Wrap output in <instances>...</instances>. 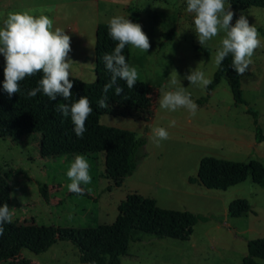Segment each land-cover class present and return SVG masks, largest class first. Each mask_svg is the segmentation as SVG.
<instances>
[{"label": "rangeland", "instance_id": "1", "mask_svg": "<svg viewBox=\"0 0 264 264\" xmlns=\"http://www.w3.org/2000/svg\"><path fill=\"white\" fill-rule=\"evenodd\" d=\"M186 7V0H0V24L9 12L28 10L33 15H48L54 28L64 29L71 37V77L89 84L96 81L98 25L108 24L116 15L130 18L136 11L151 47L142 52L130 46V65L137 68L138 81L155 89L149 122L112 115L100 118L102 125L131 131L145 139L146 145L140 152L137 170L120 188L103 177L104 153L81 154L90 164L92 177L90 184L81 187L92 199L67 189L70 181L66 171L77 154L42 158L39 134L0 138V170L14 172L10 179L12 222L57 228L110 225L118 216L120 203L136 193L155 199L161 208L189 211L208 220L200 221L187 241L133 231L129 254L121 258V264H243L248 242L264 238V187L249 176L226 191L210 190L198 182L192 183L190 178H198L200 163L206 157L245 163L258 160L264 164V143L256 140L254 119L248 114L249 108L259 113L258 121L264 131V48L255 51L253 63L241 76L248 106L235 105L226 76L209 95L207 87L219 68L215 55L224 34L202 47L194 32L193 15ZM230 7L235 13L232 24L241 14L245 15L264 41V9ZM198 65L211 80L206 88L190 85L185 79L189 70ZM2 66L5 60L0 54ZM170 75L180 80L178 86L197 103L195 117L185 109L170 112L160 108V90L168 84ZM201 100H205L203 105L199 104ZM172 120L176 121L174 127L169 126ZM157 126L169 133V139L161 141L160 147L150 139L152 128ZM43 187H47L48 201L42 195ZM236 200L248 201L252 210L230 217L229 207ZM20 260L33 264H81V254L74 243L59 240L42 254L24 249ZM258 264H264V260H258Z\"/></svg>", "mask_w": 264, "mask_h": 264}, {"label": "trees", "instance_id": "2", "mask_svg": "<svg viewBox=\"0 0 264 264\" xmlns=\"http://www.w3.org/2000/svg\"><path fill=\"white\" fill-rule=\"evenodd\" d=\"M233 7L264 9V0H225ZM132 11V9L130 10ZM140 23V15L133 11L129 18ZM174 35V32L172 33ZM116 46L108 34V24H99L96 30V81L85 83L76 77L73 82L72 99L64 101L58 97L51 101L42 92L36 97H28L27 92L38 86L42 73L27 77L20 82L19 93L8 95L3 89L4 67H0V138H21L27 135H41L39 151L44 159L58 158L74 154H105L106 170L104 178L117 188L123 186L126 178L131 177L138 168L142 156L141 150L146 140L137 137L131 131L104 126L100 123L103 115L129 118L149 122L153 117L155 89L138 81L129 89L126 82L118 80L117 85L107 93V108L97 107V102L104 95L103 88L111 80V73L102 61L105 53H111ZM203 51L202 48H197ZM206 53L209 50H205ZM130 64V46L123 50ZM229 55L219 66L212 83L207 87L210 95L228 77L236 106L246 105L243 97L241 76L231 67ZM123 88L117 96L115 88ZM81 96H87L91 102L92 114L86 121L83 138H78L73 131L70 118L58 112L61 103H72ZM205 100L199 101L203 105ZM248 114L254 119L256 140L264 143V131L259 124V113L249 108ZM144 157V156H143ZM14 172L3 173L0 170V205L7 203L11 209L10 179ZM249 176L255 184L264 187V164L258 160L249 163L229 161L215 157L204 158L199 167L198 178H190L210 190L226 191L243 183ZM46 201L49 200L47 187L41 189ZM81 196L92 197L85 193ZM252 210L246 200H236L229 207L230 217H240ZM118 216L114 223L103 224L96 228H57L36 224L19 225L5 223L4 234L0 236V264H33L20 260L24 249L35 254L47 252L59 240L74 243L81 254V264H121V258L129 254L133 231H141L160 239L187 241L194 233L195 226L208 218L189 211L164 209L153 198L139 194H129L118 207ZM264 260V238L248 242V255L243 264H258Z\"/></svg>", "mask_w": 264, "mask_h": 264}, {"label": "clouds", "instance_id": "3", "mask_svg": "<svg viewBox=\"0 0 264 264\" xmlns=\"http://www.w3.org/2000/svg\"><path fill=\"white\" fill-rule=\"evenodd\" d=\"M186 11L193 15L194 32L198 42L203 47L207 42L224 35L220 39L215 55V64L219 67L229 55L232 57L231 67L243 76L253 63L252 57L258 48H264V41L254 24H250L243 14L232 24L235 13L230 5L225 6V0H186ZM53 20L45 14L33 15L30 11L9 12L0 24V54L5 60L3 89L11 97L19 93L20 82L27 77L42 73L38 86L27 92L28 97H36L42 92L51 101L61 97L64 101L72 99L73 82L71 68L74 63L69 59L71 37L62 28H54ZM108 34L116 42L111 53H105L102 61L106 70L111 73L110 82L103 88L104 95L97 102V107L107 108V93L118 80H123L129 89L134 88L139 73L131 66L123 50L126 46L148 52L151 47L149 37L143 31L142 25L132 22L121 15L113 16L108 22ZM200 65V64H199ZM198 67L190 69L185 76L190 85L206 88L211 80ZM175 71V70H174ZM176 72V71H175ZM177 74V73H176ZM180 80L170 75L169 82L160 90L159 105L161 109L175 112L185 109L190 116L195 117L198 105L179 87ZM174 88V90H165ZM123 88L117 86L115 94L119 96ZM65 118H70L73 131L78 138H83L86 131V121L92 114L91 102L87 96H81L72 103H61L56 109ZM176 121H170L174 127ZM151 141L160 147V142L169 139V133L164 127H153ZM69 192L83 195L81 185L90 184V164L84 155L77 154L66 171ZM14 211L7 203L0 205V236L4 234V224L12 223Z\"/></svg>", "mask_w": 264, "mask_h": 264}]
</instances>
